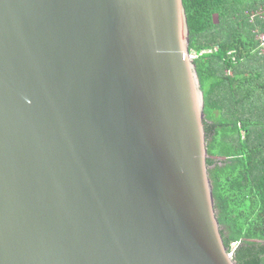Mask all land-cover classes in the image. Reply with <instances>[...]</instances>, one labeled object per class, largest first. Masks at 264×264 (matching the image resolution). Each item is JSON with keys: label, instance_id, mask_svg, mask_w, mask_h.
Masks as SVG:
<instances>
[{"label": "water", "instance_id": "95a60500", "mask_svg": "<svg viewBox=\"0 0 264 264\" xmlns=\"http://www.w3.org/2000/svg\"><path fill=\"white\" fill-rule=\"evenodd\" d=\"M207 158L183 0H0V264H237Z\"/></svg>", "mask_w": 264, "mask_h": 264}, {"label": "trees", "instance_id": "16d2710c", "mask_svg": "<svg viewBox=\"0 0 264 264\" xmlns=\"http://www.w3.org/2000/svg\"><path fill=\"white\" fill-rule=\"evenodd\" d=\"M204 96L208 176L237 264H264V0H183Z\"/></svg>", "mask_w": 264, "mask_h": 264}, {"label": "built area", "instance_id": "2783aa9c", "mask_svg": "<svg viewBox=\"0 0 264 264\" xmlns=\"http://www.w3.org/2000/svg\"><path fill=\"white\" fill-rule=\"evenodd\" d=\"M257 40H258V54L264 57V34H259L257 36ZM202 53L200 54H196L194 52H191L192 55V60L194 61L198 56H200ZM236 243L231 244L232 250L229 252V255H233V251L235 249Z\"/></svg>", "mask_w": 264, "mask_h": 264}, {"label": "rangeland", "instance_id": "374dc122", "mask_svg": "<svg viewBox=\"0 0 264 264\" xmlns=\"http://www.w3.org/2000/svg\"><path fill=\"white\" fill-rule=\"evenodd\" d=\"M259 55V54H258ZM263 68H264V66H263ZM264 70V69H263Z\"/></svg>", "mask_w": 264, "mask_h": 264}]
</instances>
